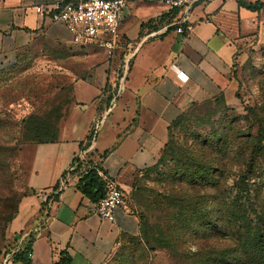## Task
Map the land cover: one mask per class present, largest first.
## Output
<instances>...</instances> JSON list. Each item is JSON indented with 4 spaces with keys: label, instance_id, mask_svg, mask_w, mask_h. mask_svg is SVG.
I'll list each match as a JSON object with an SVG mask.
<instances>
[{
    "label": "crops",
    "instance_id": "0c3cea01",
    "mask_svg": "<svg viewBox=\"0 0 264 264\" xmlns=\"http://www.w3.org/2000/svg\"><path fill=\"white\" fill-rule=\"evenodd\" d=\"M48 1L0 0V70L28 49H46L72 94L55 139L26 147L34 192L20 198L12 224L25 228L16 248L27 240L28 258L6 264H49L62 253L69 256L65 264H104L122 237L138 232L139 217L128 205L115 207L111 220L94 213V200L69 171L71 158L93 128L102 131L90 157L126 194L135 172L155 160L177 115L208 116L235 104L231 67L264 47V0H191L172 9L127 0L110 49L72 39L35 10ZM184 16L190 30L177 32L171 22ZM119 36L124 46L115 42ZM126 53L127 78L116 91Z\"/></svg>",
    "mask_w": 264,
    "mask_h": 264
},
{
    "label": "rangeland",
    "instance_id": "374dc122",
    "mask_svg": "<svg viewBox=\"0 0 264 264\" xmlns=\"http://www.w3.org/2000/svg\"><path fill=\"white\" fill-rule=\"evenodd\" d=\"M53 57L46 49H28L0 70V258L17 246L25 230L14 229L12 221L20 198L31 192L26 147L53 136L57 121L71 107L70 82L49 61ZM231 72L237 81L235 104L208 116L185 111L169 128L167 144L153 163L135 172L126 195L129 209L139 217V230L122 237L104 264H251L225 230L205 225L217 205L212 186L190 185L183 175L187 165L182 161L194 155L190 150L202 139L224 133L237 146L254 137L258 150L252 162L261 169L250 179L257 199L247 205H264V47L234 63ZM101 132L95 134L97 142ZM224 178L219 176L223 189L229 182Z\"/></svg>",
    "mask_w": 264,
    "mask_h": 264
},
{
    "label": "trees",
    "instance_id": "16d2710c",
    "mask_svg": "<svg viewBox=\"0 0 264 264\" xmlns=\"http://www.w3.org/2000/svg\"><path fill=\"white\" fill-rule=\"evenodd\" d=\"M120 38L121 36L115 42L124 46L125 39L121 41ZM129 61L127 62V68L129 67ZM117 73H120L119 69ZM126 78L127 71L123 81ZM183 116L184 112L177 115L169 128ZM56 132L57 126L54 128L53 136L40 142L54 140ZM91 135L92 130L87 134V140L90 139ZM202 140L199 146L190 150L194 151V155L185 156L182 164L187 165L183 175L190 185H204L206 183L212 186L211 196L217 205L214 206L215 213L206 220L205 225L211 227L212 230H216L215 232L225 230V233L236 243L238 253L243 255L247 262L264 264V205L258 207H248L247 205L248 201L257 199V193L251 187L254 181H250V179L256 175V171L258 172L261 169L260 163L252 162V156L258 150L255 138L251 137L247 140L238 141L237 146L230 145L224 133H218L213 138L210 136L209 139ZM166 142L167 139L159 152L166 146ZM94 149V146H92L85 153L86 161L91 164L90 168L83 172L81 160L72 157L69 171L77 177L76 187L94 200L95 203L103 194L105 179L102 175L96 173V168L101 167L90 157ZM262 167L264 168V165ZM221 174H224V179L229 178V182L224 185V189L219 185ZM225 188H227L224 191V193H227L226 197L221 194ZM30 191L34 192V189L30 188ZM221 195L223 196L220 197ZM261 202L264 204V201ZM218 204H224V208H220ZM28 250L29 243L26 240L20 247L11 250V260L26 262ZM68 260L69 256L62 253L57 260L49 264H65Z\"/></svg>",
    "mask_w": 264,
    "mask_h": 264
},
{
    "label": "built area",
    "instance_id": "2783aa9c",
    "mask_svg": "<svg viewBox=\"0 0 264 264\" xmlns=\"http://www.w3.org/2000/svg\"><path fill=\"white\" fill-rule=\"evenodd\" d=\"M156 1L172 9L185 6L191 0ZM126 2L127 0H49L46 5L36 4L35 10L45 14L49 20L61 23L72 39L90 41L110 49L113 47L121 10ZM171 23L175 26L177 32L190 30V25L185 21V16ZM128 54H125L122 65L119 68L120 73H116L115 76L116 91L123 86V78L127 71V62L129 60ZM181 74L180 71L176 72L179 77H181ZM181 79H184V77H181ZM95 134L96 128H93L90 139L73 155V158L80 159L83 163V172L91 167V164L85 159V153L92 147ZM96 173L103 176L101 168H96ZM118 206H127L126 194L114 180L107 178L104 182L103 194L94 203L92 211L100 217L111 220L113 209ZM11 252L6 253L4 264L9 261Z\"/></svg>",
    "mask_w": 264,
    "mask_h": 264
}]
</instances>
